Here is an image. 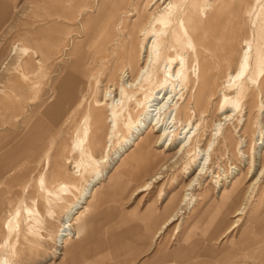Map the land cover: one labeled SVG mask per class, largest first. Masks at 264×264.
I'll return each mask as SVG.
<instances>
[{
	"label": "rangeland",
	"instance_id": "374dc122",
	"mask_svg": "<svg viewBox=\"0 0 264 264\" xmlns=\"http://www.w3.org/2000/svg\"><path fill=\"white\" fill-rule=\"evenodd\" d=\"M134 1L137 0H17L14 10H12L11 4L8 6L1 5L0 82L2 84L0 83V85L3 87L0 86V90L4 89L2 92L0 91V128L4 130L3 132L0 131L3 135L1 140L5 141V139H7L9 132L8 128L10 127L14 129V135H12V137H20L23 131L20 124L25 125L26 123H29L30 120L44 108L52 110L55 104H59L62 100V96L66 90L69 92L73 87H78L81 82L89 77L88 75H91L92 79L90 83L91 90L89 86L83 107L78 111L77 115L73 116L70 113L65 115L62 113L55 115L52 114L53 116L48 122L49 126L46 128V137L43 138L41 144L28 156L25 158L22 157V159L13 167V170L3 179V185L8 192L5 196L2 216L0 219V244L9 238L12 240L11 243L14 244L15 248L19 247L18 257L15 264H57L61 262L60 258L62 256H57L54 251L56 248L54 244V236L59 227V218L67 206L64 202L57 203L52 208V214L49 215L47 213L49 209L47 196L39 187V181L40 178H42L45 183H53L54 187H57L60 182L72 181L75 186L79 187L83 184V181L81 180V177L77 176L78 174L76 176L73 174L78 170L77 167L81 170V175L88 178L89 175L84 172V168L85 171H88L89 168L86 166L85 161L83 167L81 166L82 158L79 153L73 149V145L76 140L81 138V131L78 130V128L80 129V120L90 107L92 116L94 117L95 114L97 115L96 118L93 119V124L91 125V137L89 136L88 143L86 141L83 142V146H87L91 152H96L95 154L93 153L96 159H99L102 156L106 147V137L109 132V125L106 121L107 116L105 111L96 109L97 111L95 110V112L93 106L96 99H99V97L102 99L101 95H103L102 92L107 86L108 78H97L98 75L103 72L104 67L100 61L93 64L91 63L93 60L92 49L89 50L87 54L89 38L93 32H95L97 27L102 25L107 18L108 13H111L113 7H117V9L119 8L122 12L127 8L130 2ZM214 1L213 10L210 14V24L208 26L210 30L209 32L212 33L214 28L223 29V24L231 21L234 16L239 13L238 16L240 15L239 20L241 23V25H239V40L229 39L228 34H225V32H222V36L220 37H222L226 45H231L232 43V46L234 47H240L241 41L245 38L253 40L254 46L250 60V77L251 79H255L257 72L264 66V0H260V4L256 7L254 16L249 21L246 17H243V11L247 6L253 4L254 0ZM106 2L107 5L105 4ZM82 6L87 7L81 8ZM63 8H65L64 11ZM78 8L81 9L79 10ZM101 8L102 10L100 11ZM65 10L68 12L66 13ZM85 11L88 14H85ZM208 13L209 12L207 11V16ZM38 15L41 16L37 17ZM52 16H54V18ZM60 16L63 18H60ZM65 16L66 19H64ZM36 17L39 18V20ZM217 17H219V19ZM88 19H90V22ZM68 20L70 22H68ZM86 20L89 23L86 22ZM80 22L86 27L90 36L85 37L81 32L79 27ZM70 23L73 24L71 25ZM85 23L88 24L86 25ZM112 26L113 24L109 25L108 28H112ZM80 32L81 35H77L80 34ZM56 34H58L57 37ZM34 35H36V37ZM20 40H22L27 46L36 49L40 54L45 55V64L43 67L44 72L33 74L37 68L35 62L40 59L39 53L35 58L31 57L33 60L27 59L28 56L23 55L20 60L22 61L21 67L19 66V68H17V60L19 58H16L17 55H13L10 52L13 45ZM236 41L237 43L235 44ZM56 43L58 45L55 48ZM55 49L59 52H56ZM164 50L171 53L172 48L170 47V44H166ZM217 52L220 53L218 54ZM237 52L239 57L241 54V48L240 50L238 49ZM213 53L216 54L213 58L215 62L218 63V67L215 73H211L209 79L212 80L211 84L212 86L214 85L213 89L216 91L218 85L220 86L222 79L226 75L225 72L228 70L229 65H231L230 62L232 60L228 56V51L214 50ZM225 55L228 56L226 61H224ZM76 57H79L78 59L81 58L80 60H76L79 64L73 62ZM131 61L134 64L135 58L132 57ZM23 63L27 64V73L32 74V80L35 83L38 80L39 81L36 83V88L24 89L25 87L23 86L24 91H17L15 94L8 88L22 83V81L18 79L16 72L23 67ZM73 66L74 69H72ZM207 68L211 69L214 67L209 64ZM240 81H242V78ZM38 89L39 91H37ZM36 92H38V94H36ZM225 92H227L228 99L235 100L239 103V107L236 110V117L239 120L242 119L241 123L246 119V123L243 127H240V133H236L231 126H228V123L225 124L224 127L228 126L231 135L228 136V140L224 144V147L222 145L218 146L217 153L215 152V154H213L211 151V159L213 160H211V163L209 164V169L207 173L201 177V180L198 181V186H196L192 192L196 200L193 208L190 211L186 210L185 213L181 214V217L179 216L177 221L166 227L158 238L152 242L151 237L154 233L148 230L153 229V231H156L176 210L180 198L184 193L183 190L185 185L194 177L196 171L195 167L192 164H189L191 161L190 156L185 158L184 156L178 157V159L175 160V163L170 164L169 171L162 174L159 179L153 182L145 190L136 192L138 188L148 181L156 169L168 160L166 158L172 157L176 152V149L173 148L172 150L163 153L161 152L162 148H153L151 142L145 145L144 143L147 138L152 140L150 133L147 135L148 137H144L138 147H132L130 149L128 156L122 158L121 161L113 166L108 180L101 183L92 194L88 204L89 211L86 214L105 210H107L106 213H108L109 210L115 211L118 215L128 213L142 214L145 212L147 217L145 221L140 223L145 226V229L148 231L146 233H152L151 237L145 238L144 243H138L137 239L141 236L134 234L136 233L135 231L131 232L125 230V228L120 225L107 223L102 226H95V228L92 229L95 232L90 235L87 234L85 238L80 239L79 248L82 247L77 249V257L74 264H159L162 258L164 259L168 256L167 253L181 249V244L186 238L191 225L197 220H200L203 212H205V209L210 203L216 201L214 196L215 180L220 179L226 190V180H230L235 174L238 175L239 172L237 173L235 170L239 169L242 173L238 184V190L240 191L238 193L240 194H236V198H242L244 191L247 189L252 179L250 174H248L250 170L249 162L253 161L252 152L254 150L264 151V77L259 83V88L245 79L243 84L240 85L239 90H237V86L233 84L231 88ZM27 93L28 95H25ZM21 95L23 97H21ZM162 95L163 94L161 93L160 96ZM217 99L214 100V106L210 109L212 116L214 114L213 120L221 118V115H217V108L219 107L220 102L219 97ZM59 105L61 106V104ZM60 106H58V108ZM86 106L88 108H86ZM131 107L133 108V120H136L140 115V108L133 104ZM191 107H193V103ZM226 107H228V104H226ZM14 116L21 118L18 123H15L12 120ZM211 125L212 123L209 124L208 122L207 128L202 127L200 131L201 137L198 139V144H204V140L208 139ZM236 125L237 123L234 122V126ZM93 128L94 130H92ZM104 129L106 130L103 131ZM7 130L8 132H6ZM4 132L7 133V135ZM119 132L122 137L128 135L127 130L122 125L121 121L119 122ZM239 134H244L243 137H246V141L244 140L245 143L243 142L244 147L240 149V151H244V155L238 151L239 143L237 142L240 141V138L238 137ZM149 136L151 138H149ZM180 137H183V134ZM198 144L195 143L193 147L195 148ZM111 149L110 159H113L115 155L114 151L119 149V144L115 141L114 146H112ZM5 150L6 149L0 147V155L3 154ZM254 158V164L257 166V157ZM106 164L105 166L107 168L108 164ZM107 169H110V167L108 166ZM209 171H212L213 176L218 178L211 177ZM247 174L248 176H246ZM113 184L119 186L118 188H120V190L114 192L108 191V187ZM74 192L75 191H73V193ZM70 195L71 194L67 192L62 193L61 196L71 201L72 197ZM263 197L264 178L257 184L255 193L251 197L246 209V214L244 215L246 217L242 216L243 220L241 225L246 222L247 217L257 215L260 211H263ZM25 207L37 211L35 213L39 220L38 225L40 224L39 226L37 225V228L42 236V239L38 240L37 243L32 244L26 242L22 237H19L18 243V238L14 239V232L12 231L9 233L6 230V227H3V222L9 213L16 211L17 209H20L23 213ZM235 207L236 206L229 201L221 208V215L224 218L221 220L226 219L223 222L226 225L225 229L229 227L231 223V215L235 210ZM149 216L152 217L150 218ZM155 217L157 218V226L153 228L156 224L154 223ZM210 222L212 221L210 220ZM19 224H21V219H19ZM21 228L24 229V226L21 225ZM238 228L239 226L223 237H219L220 234L216 235V237L219 238H215V240L213 239L214 241L211 242L208 241V244L213 246L215 251H217L218 247L226 243L229 238L236 235ZM17 229L18 228L16 227V230ZM23 229L21 231L24 233ZM120 231L121 233H117ZM205 243L206 242H200L203 246H205ZM201 255L202 256H195L193 259H189V263H195L200 260L208 261L210 264L215 263L213 261L216 259L209 256L206 250L202 251Z\"/></svg>",
	"mask_w": 264,
	"mask_h": 264
},
{
	"label": "bare ground",
	"instance_id": "6f19581e",
	"mask_svg": "<svg viewBox=\"0 0 264 264\" xmlns=\"http://www.w3.org/2000/svg\"><path fill=\"white\" fill-rule=\"evenodd\" d=\"M214 3V0H137L130 2L127 8L122 12L119 8L113 7L111 13H108L102 25L97 27L91 36L86 30V27L80 22L79 27L81 32L85 37L90 36L87 54L89 50L92 49L93 60L91 63L93 64L100 61L104 67L103 72L99 74L97 78H108L107 86L105 85L106 88L102 92L103 95H101L102 99H100V97L96 99L93 107L95 108L94 111L96 109L105 111L109 132L106 137V147L103 154L99 159H96L94 155L96 152H91L87 146H83V142L86 141L88 143L89 136L91 135V125L93 124V119L96 118L97 115L95 114L94 117L92 116L90 107L80 120V129L78 128V130L81 131V138L76 140L73 145V149L77 151L82 158L81 166L83 167L85 161L86 166L89 168L88 171H85L84 168V172L89 175L88 178L81 175L79 167H77L78 170L73 173L75 176L78 174L77 176L81 177L83 181V184H80L81 186L79 187L75 186L72 181L60 182L57 187H54L53 183H45V181L40 178L39 187L47 196L49 206L47 213L49 215L52 214V208L57 203L64 202L67 206L59 218V227L54 236V244L56 247L54 249L55 254L57 256H62L60 258L61 262L57 264H74L77 257L76 252L80 244L79 241L86 236L87 228L85 222L82 220V216L90 202L92 194L101 183L108 180L113 166L121 161L122 158L128 156L132 147H138L145 136L151 133L150 135L152 137L149 136L152 140L148 139V136L146 137L147 140L144 143L145 145L151 142L153 148L160 147L163 153L173 148L176 149V152L172 157L166 158L168 160L160 165L148 181L138 188L136 192L145 190L159 179L162 174L169 171L170 164L175 163L178 157L184 156L185 158L190 156L191 161L189 164H192L196 171L194 177L185 185L183 190L184 193L180 198L176 210L153 234V242L166 227L177 221L181 214L185 213L186 210L190 211L194 206L196 200L192 192L195 187L198 186V181L201 180V177L205 175L209 169V164L211 160H213L211 159V151L215 154V152L217 153L219 145L225 146L224 144L227 142L228 136L231 135L228 126H231L236 133H240V127L245 125L246 119L241 123L242 119L239 120L236 117V110L239 107V103L235 100L228 99L227 92L225 91H228L233 84L236 85L237 90H239L240 85L243 84L245 79L259 88V83L264 77V66L257 72L255 79H251L250 60L254 46L253 40L245 38L241 41L240 47H234L232 43L231 45H226L222 37H220L222 36V32H225V34H228L229 39L239 40V25H241L239 20L240 15L238 16L239 13L236 14L231 21L223 24V29L214 28L212 33L209 32L210 14L213 10ZM105 4L107 5V2ZM259 4L260 0H254L253 4L247 6L243 11V17H246L249 21L254 16L256 7ZM85 7L82 6L81 8ZM81 8L78 9L80 10ZM64 9L65 8H63V11ZM101 10L102 8L100 11ZM207 11L209 12L208 16L206 15ZM65 12L67 13L68 11L65 10ZM85 14L88 13L85 11ZM39 16L41 15L37 17ZM52 17L54 18V16ZM60 18L63 17L60 16ZM217 18L219 19V17ZM37 19L39 20V18ZM64 19H66V16ZM89 20L90 19H88V21ZM88 21L86 20V22ZM68 22L70 21L68 20ZM111 24H113L112 28H108ZM81 32L77 35H81ZM57 35L58 34H56V37ZM34 36L36 37V35ZM166 44H170L172 48L171 53L164 50ZM57 45L56 43L55 48ZM240 48L241 54L238 57L237 51L238 49L240 50ZM214 50L228 51V56L232 60L227 70L228 72H225L226 75L222 79L220 86L218 85L216 91L213 89L214 85L212 86L211 84L212 80L209 79L211 73H215L218 67V63H216L213 58V56H216V54L213 53ZM10 53L17 55L16 58H19L17 60V68H19V66L21 67L22 61L20 60L23 55H27V59H31V57L35 58L39 52L20 40L13 45ZM217 53L219 54L220 52ZM39 56L40 59L35 62L37 68L33 74L44 72L45 55L39 53ZM228 56L225 55L224 61L227 60ZM79 57H76L73 62L79 64L78 61L76 62ZM132 57L135 58L134 64L131 61ZM209 64L214 68H207ZM27 69V64L23 63V67L16 72L18 79L22 81V83H19L20 85L16 83L17 86L8 88L15 94L17 91H24L23 86L25 87L24 89H34L37 87L36 83H38L39 80L35 83L31 78L32 74L27 73ZM72 69H74V66ZM88 76L89 77L81 82L78 87H73L69 92L66 90L62 96V100L59 102L61 106L57 103L52 110L44 108L36 114L29 123L25 125L20 124L23 129L20 137H12V135H14V129L12 127L8 128L9 132L8 130L6 131L8 135L4 132L8 136L5 141L1 140L3 135L0 133V144L2 143L0 147L6 149L3 154L0 155V219L5 196L8 192L3 185V179L13 170V167L22 157L25 158L28 156L41 144L43 138L46 137V128L49 126L48 122L51 120L52 114L62 113L65 115L70 113L74 116L82 109L85 96L88 92L87 90L92 81L91 75ZM241 78L242 81H240ZM3 90L1 89L0 91L2 92ZM37 91H39V89ZM161 93L163 94L162 96H160ZM36 94H38V92H36ZM25 95H28V93ZM21 97L23 96L21 95ZM218 97L220 102L217 108V115H221V118L213 120L214 114L212 116L210 109L214 106L213 102ZM192 103L193 107H191ZM132 104L140 108V115L136 120H133L132 117ZM226 104H228V107H226ZM58 106L60 107L58 108ZM86 108L88 107L86 106ZM20 119V117L15 116L12 118L15 123H18ZM120 121L127 130L128 135L124 137H122L119 132ZM208 122L209 124L212 123L209 137L207 140H204V144H198V139L201 137L200 131L202 127L207 128ZM234 122L237 123L236 126H234ZM226 123H228V126L224 127ZM92 130H94V128ZM0 131L3 132L4 130L0 128ZM182 134L183 137H180ZM243 135L239 134L238 137L240 141L237 143H239L238 151L244 155V151H240V149L244 147L243 142L246 139ZM115 141L119 144V149L114 151V158L110 159L111 148L114 146ZM195 143L198 145L194 148L193 146ZM252 156L253 161L249 162L250 170L248 173L252 179L249 186L244 191L241 205L234 212L232 229L238 226L241 220L240 217L245 213L250 199L255 193L257 184L264 178V151L254 150ZM254 157H257V166L254 164ZM105 164L107 168L109 166L110 169H107ZM235 171L237 173L239 172L238 175L235 174L233 178L231 177L230 180H226L227 190L224 189V185L221 183L220 179L214 181V188L217 190L216 196L218 192L222 190L219 195H221V198L225 199L239 191L238 184L242 173L239 169ZM209 172L212 177V171ZM248 174L246 176H248ZM213 178L218 177L213 176ZM73 191L75 192L73 193ZM67 192L71 194V201L61 196L62 193ZM34 210L25 207L22 213L20 209H17L9 213L3 222V227L5 226L9 233L12 231L14 232V239L18 238V243L19 237H22L26 242L32 244L42 239L40 231L37 228L40 225H38L39 220L35 213L37 211ZM19 219H21V224H19ZM21 225L24 226V229L21 228ZM16 227L18 228L17 230ZM22 229L24 233L21 231ZM11 242L12 240L8 238L0 244V264H15L19 247L15 248L14 244ZM237 256L239 258L241 254L238 253Z\"/></svg>",
	"mask_w": 264,
	"mask_h": 264
},
{
	"label": "crops",
	"instance_id": "0c3cea01",
	"mask_svg": "<svg viewBox=\"0 0 264 264\" xmlns=\"http://www.w3.org/2000/svg\"><path fill=\"white\" fill-rule=\"evenodd\" d=\"M16 2L17 0H0V8L1 5L8 6L11 4L12 10H14ZM118 187L119 186L113 184L112 186L108 187V191L114 192L120 190ZM216 191L217 190L214 188V196L216 201L210 203L205 209V212H203L200 220H197L193 225H191L186 238L181 244V249L167 253L168 256H166L164 259L162 258L159 264H210V262L203 260L196 261L195 263H189V259H193L195 256H202V251L205 250L209 256L216 259L213 261L215 262L214 264H264V209L257 215L247 217L246 222L241 225L243 220L242 216L246 214L245 211V213L240 217V225L238 223L239 228L236 235L229 238L226 243L218 247L217 251H215L213 246L208 244L209 242L214 241L215 238L218 239L220 236L223 237L234 229L231 228L234 221L233 215L243 201V196L242 198H236V194H240L238 193L240 191H238L236 194H233L232 196H228L225 199L221 198V195H219L222 190L218 192L217 196ZM229 201L232 202L236 207L231 215V223L229 227L225 229L226 225L223 222L226 219L221 220L224 219L221 215V208ZM88 211L89 209L87 206L82 216V220L85 222V226L87 228L86 235H90L95 232L92 230L95 228V226H102L107 223H112L113 225L116 224L124 227L127 231H135L136 233L134 234L141 236L137 239V242L144 243L145 238L151 237V234L157 231H153L152 229L148 230L152 233H146L148 231L145 229V226L140 223L145 221L147 217L145 212L142 214L128 213L124 215H118L115 213V211L109 210L108 213H106L107 210H105L86 214ZM149 217L151 218L152 216ZM210 220L212 222H210ZM154 223L156 224L153 228L157 226L156 217L154 218ZM117 233H121V231ZM216 235H219V237H216ZM200 242H206L204 244L205 246L200 244ZM238 253L241 254L239 258L237 256Z\"/></svg>",
	"mask_w": 264,
	"mask_h": 264
}]
</instances>
